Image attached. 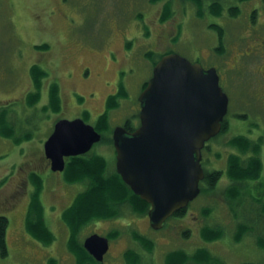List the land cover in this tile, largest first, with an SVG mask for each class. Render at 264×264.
I'll return each instance as SVG.
<instances>
[{
  "label": "rangeland",
  "instance_id": "obj_1",
  "mask_svg": "<svg viewBox=\"0 0 264 264\" xmlns=\"http://www.w3.org/2000/svg\"><path fill=\"white\" fill-rule=\"evenodd\" d=\"M211 2L204 0L200 10L194 0H0V114L6 111V123L14 127L13 137L6 134L8 125L6 133L0 131V214L10 220L9 252H0V264H79L63 217L93 182H72L65 170L52 171L45 142L60 119L80 117L96 127L121 85L128 94L109 111L110 129L102 134L113 138L114 129L128 120L137 127L139 97L152 76L153 59L169 52L216 66L222 75L221 86L230 98L226 128L203 151L205 170H221L222 177L214 188L201 191L184 216L170 217L163 228L154 229L148 212L134 213L129 203L114 217L85 223L80 242L93 233L111 240L104 261L85 264H131L130 251L139 256L136 264H168L170 252L193 255L200 248L214 258L185 264H264V248L258 244L264 237V168L256 181H235L228 173L232 154L241 155L244 162L254 154L230 144L238 135L261 143L264 164V48H254L264 39V0H224L220 16L209 12ZM236 5L241 12L232 17L229 9ZM167 6L171 15L164 18ZM213 23L225 31L223 54L215 50L221 43ZM40 44L49 47H36ZM36 63L47 72L40 90L30 70ZM54 83L60 89L59 111L50 99ZM37 91L38 100L29 101ZM87 154L103 155L108 171H117L116 150L108 141L96 143ZM38 184L39 213L54 235L50 244L28 228ZM37 217L31 219L32 226ZM240 224L247 229L237 240ZM205 227L221 229L222 237L207 241ZM134 231L150 239L152 249ZM113 232H119L117 237L109 236Z\"/></svg>",
  "mask_w": 264,
  "mask_h": 264
},
{
  "label": "water",
  "instance_id": "obj_2",
  "mask_svg": "<svg viewBox=\"0 0 264 264\" xmlns=\"http://www.w3.org/2000/svg\"><path fill=\"white\" fill-rule=\"evenodd\" d=\"M139 100L140 125L114 129L116 167L125 183L150 204V224L160 229L200 195L206 176L203 150L223 128L229 95L215 67L169 53L155 64ZM101 139L83 118L58 120L45 142L52 171H64L67 158L88 153ZM84 248L103 261L110 240L94 233L84 240Z\"/></svg>",
  "mask_w": 264,
  "mask_h": 264
},
{
  "label": "trees",
  "instance_id": "obj_3",
  "mask_svg": "<svg viewBox=\"0 0 264 264\" xmlns=\"http://www.w3.org/2000/svg\"><path fill=\"white\" fill-rule=\"evenodd\" d=\"M197 5L200 7V10L204 9V0H194ZM224 0H212L209 4V12L213 15L220 16L222 11L220 10L224 7ZM241 2L247 0H240ZM165 10L164 18L170 17L168 10ZM230 15L232 17H237L240 14L239 6H231L229 9ZM202 17L204 16L201 15ZM255 18V15L252 16ZM211 27L214 28L219 35L221 46L217 47L215 50L219 53L224 52V47L222 46L223 39L225 36L224 28L219 24H211ZM36 47L41 49H48V44H40ZM152 57H154L153 52H150ZM170 53V52H169ZM164 55V54H163ZM161 55L159 59L163 56ZM159 59H153V65H155ZM32 77L34 79L36 87L40 90L42 86V79L46 76L47 72L37 63L31 67ZM148 81L143 85L142 90L147 86ZM60 89L58 83H54L51 87L50 99L52 107L55 111L61 109V98H60ZM127 90L124 85H121L120 91L112 95L108 101V110L105 113H102L97 121L96 129L100 130L99 132L103 133L110 129L109 127V111L113 108H117L120 105L119 98L127 95ZM40 96V91L32 92L28 97L29 101H37ZM6 111L0 114V131L5 132L6 125L9 126L7 129V136L13 137L14 127L11 124H7L5 120ZM103 122V123H102ZM129 130H134V126L131 125L130 120H128L125 125ZM226 128L225 121L223 122L222 131ZM221 131V132H222ZM102 140L108 141L114 147V142L112 137H104L102 134ZM101 140V141H102ZM230 144L237 146L242 149L243 152L252 150L254 154L250 156L247 162H244L243 158L239 154H232L230 157V164L228 168L229 176L235 181H256L259 180L262 176L264 164L260 157V151L262 149L261 143H254L252 140L245 135H238L231 139ZM71 161L68 163L65 169L67 175H69L72 182L83 181L86 178L91 179L92 186L87 189V191L76 199L73 207L68 209V212L64 214L63 218H66V223L70 226L71 237L69 241V247L73 249V252L77 255L79 264H85L87 261L94 260L95 258L90 255L87 250L84 248L83 242H80L78 239V234L80 229L94 219L103 218V217H114L118 214V209L123 205L130 204L133 208L134 213L140 215H145L149 211L150 204L143 200L139 195H137L129 185H127L119 175L117 171L109 172L108 171V160L103 155H94L88 156V154H83L79 156L70 157ZM222 177L221 170L207 171L206 176L202 182V191L205 188H214ZM42 186L37 185V191L33 195L32 200V210L30 218L28 219V228L29 231L34 235L38 240L50 244L54 240V235L52 231L48 228L46 223L43 220L42 213H39L42 204L40 202V192ZM238 193V192H235ZM188 208V207H187ZM187 208L182 209L175 213L173 216H184ZM39 213V215H38ZM38 216L37 223L35 226H32L31 219ZM10 220L9 217L5 214H0V252L3 256L8 255L9 246H8V228ZM247 227L240 224L238 229V234L236 235L237 240L242 238L243 233L246 231ZM138 232L134 231L135 234ZM119 232H113L109 236L117 237ZM136 234V235H137ZM204 237L207 241H215L220 239L223 235V231L219 228L214 227H205L203 229ZM141 242L144 245H147L152 249L153 243L150 239L140 236ZM136 237V236H135ZM260 247L264 248V237H260L258 240ZM128 262L131 264H136L139 256L135 251H130L127 255ZM214 258L211 255V252L207 248H200L195 254H189L185 250H176L172 251L167 255L168 264H185L190 260L206 263L210 259ZM96 260V259H95ZM215 260V259H214ZM97 261V260H96ZM206 261V262H205ZM98 262V261H97Z\"/></svg>",
  "mask_w": 264,
  "mask_h": 264
},
{
  "label": "flooded vegetation",
  "instance_id": "obj_4",
  "mask_svg": "<svg viewBox=\"0 0 264 264\" xmlns=\"http://www.w3.org/2000/svg\"><path fill=\"white\" fill-rule=\"evenodd\" d=\"M259 40V39H258ZM254 48H264V39L260 40V42H256L255 45H254ZM219 53V52H218ZM224 53V52H223ZM223 53H219V54H223ZM242 56H244V54H242ZM247 56H250L249 53H247ZM200 62V61H199ZM209 67H216V66H208L206 68H209ZM217 68V67H216ZM218 69V68H217ZM219 72V71H218ZM222 78V75L220 76V79ZM136 127H134L135 129ZM50 163V162H49ZM111 250V241H110V248H109V251L110 252Z\"/></svg>",
  "mask_w": 264,
  "mask_h": 264
}]
</instances>
